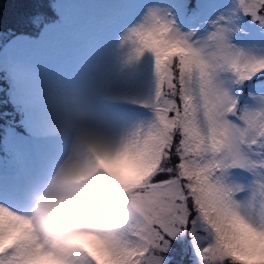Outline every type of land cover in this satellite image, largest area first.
Wrapping results in <instances>:
<instances>
[{
  "label": "snow or ice",
  "instance_id": "6c2138e0",
  "mask_svg": "<svg viewBox=\"0 0 264 264\" xmlns=\"http://www.w3.org/2000/svg\"><path fill=\"white\" fill-rule=\"evenodd\" d=\"M174 10L198 23L184 30ZM185 10L186 0L153 7L129 37L136 56H154L157 88L144 105L154 118L134 139L148 159L132 186L146 224L121 241V264H165L185 234L200 264H232L243 257L223 244L224 221L264 232V48L233 42L244 17L264 30V0H197ZM18 256L5 251L0 264Z\"/></svg>",
  "mask_w": 264,
  "mask_h": 264
},
{
  "label": "rangeland",
  "instance_id": "374dc122",
  "mask_svg": "<svg viewBox=\"0 0 264 264\" xmlns=\"http://www.w3.org/2000/svg\"><path fill=\"white\" fill-rule=\"evenodd\" d=\"M124 1L131 2L128 0H50L49 7L46 5L43 10L41 6L44 4L36 2L34 6H39L38 13L33 15L31 20L25 22V12L19 15L14 13L15 21L23 20V25L0 33V112L4 109L0 131L5 134L2 140L4 155L0 154V174H11L24 187L33 188L35 196L48 182L47 175L41 182L42 180H35L31 172L32 163L40 155L39 150L46 149L50 143L55 147L58 152H55L52 161L53 167L57 170L70 154L73 142V135L69 132H67V139L60 145L54 140L55 135L39 132L46 129L43 121L37 123L44 113L57 120L53 121V124L61 122L57 117L65 118L69 123L73 121L71 115L77 105H82L83 109L88 111H95L96 107L99 112L98 118H93L86 123L110 134H119L154 118L153 111L144 106L146 102L151 101L157 88L154 60L147 64L145 59L141 58L138 67L123 69L125 63L117 62L100 41L90 37L85 55L87 60L80 68L76 66L74 54L79 43L72 37L71 30L76 27L80 32L86 30L85 25L102 23L101 26L95 25L97 32L104 34L103 30L105 32L108 30L111 33L115 30L111 22L120 26L123 22H131L135 18L131 16L123 22L115 19V9L117 6L125 5L122 3ZM152 1L159 6L162 3L169 5L173 3V0ZM221 2H231V0H221ZM196 6L197 0H186L187 15L190 16L196 10ZM10 9L9 6L8 10ZM64 10L72 11V13L66 17ZM173 14L177 15V23L183 26L184 30L198 23V21L186 19L185 14H178L177 10ZM206 27L209 31L211 30V25ZM241 27L243 30L235 35L233 41L235 44L239 47L252 45L264 48V30L255 25L250 16L243 18ZM102 49L104 52L100 51ZM99 52L104 56H100ZM43 61L48 67L40 74L36 68ZM40 68L39 66V70ZM86 71L95 74L94 76L109 91L125 78H131L133 85L149 81L152 83V89L149 94L134 101L114 99L113 103L111 98L108 103L92 101L90 97L85 96L86 89L83 86L84 79L81 74ZM30 76L37 79L32 80ZM6 104L13 105L12 111ZM126 109H131L132 114L122 112ZM8 114L11 116H7ZM5 116H7L6 119L3 118ZM16 116L19 120L14 118ZM18 127L25 129L24 135L17 131ZM16 172L19 174L15 175ZM204 246H207L206 243ZM163 255L165 264H200L192 238L187 234L172 240L171 248Z\"/></svg>",
  "mask_w": 264,
  "mask_h": 264
},
{
  "label": "clouds",
  "instance_id": "9594fccd",
  "mask_svg": "<svg viewBox=\"0 0 264 264\" xmlns=\"http://www.w3.org/2000/svg\"><path fill=\"white\" fill-rule=\"evenodd\" d=\"M85 120L68 123L71 152L31 206L0 205V254L18 251L19 264H121V241L146 224L132 186L147 154L134 142L136 127L109 134ZM221 232L228 250L243 257L232 264H264V232L239 217H228Z\"/></svg>",
  "mask_w": 264,
  "mask_h": 264
},
{
  "label": "bare ground",
  "instance_id": "6f19581e",
  "mask_svg": "<svg viewBox=\"0 0 264 264\" xmlns=\"http://www.w3.org/2000/svg\"><path fill=\"white\" fill-rule=\"evenodd\" d=\"M131 1L127 3L126 1L122 2L125 5L117 6L115 19L118 22L125 21L124 19L129 17H135L131 22H123L122 24L117 25L111 22V26H115V30L111 33L105 32H97V27L95 25H102V23H97L95 25H85L84 28L86 30H81L80 32L75 27L73 28L72 37L76 39L79 43L76 47L75 62L76 66L80 68L82 63L87 60L85 58L86 50L89 47V38L91 37L94 40L100 41L107 48L108 52H110L117 62L125 63L123 69L126 67L135 68L139 66V60L141 58L145 59L147 64L152 63L154 60V56L147 52L143 56H136L135 49L138 46L137 43L134 44L129 37L132 35L133 29L139 27L142 23H144L145 18L149 14V10L153 7L159 6L156 2L152 0H128ZM90 11V10H89ZM89 11L87 12L89 14ZM175 11V10H174ZM64 16L69 15L72 11L64 10ZM74 14V13H73ZM113 24V25H112ZM119 24V23H118ZM93 36V37H92ZM105 36V37H104ZM133 39H136L135 37ZM85 46V50H84ZM247 46V47H251ZM92 46H90L91 48ZM93 48V47H92ZM104 49V48H103ZM100 50L104 52V50ZM99 55L102 56L103 53L99 52ZM104 56V55H103ZM41 68L39 70V66L36 68L41 74L44 72L48 65L46 62H41L38 64ZM130 65V66H129ZM83 75L84 83L83 86L86 89L85 96L90 97L92 101H98L100 103H108L109 98L114 103V99L116 100H124V101H134L138 100L139 97L145 96L149 94L152 89V83L149 81H143L140 84H132L131 78H125L123 82L116 83L115 88L113 90H107L103 86L99 79L95 77V74L84 72ZM32 80H36L30 76ZM99 109V108H98ZM123 113L132 114L131 109H126L122 111ZM49 116L47 113H44ZM41 115L39 120L43 121L46 129L39 131L42 134H51L55 135L56 142L58 145L63 143V140L67 139V125L68 121L65 118L57 117L60 120V123L53 124V121H57L53 116L47 117L46 115ZM73 120H77L80 117H86L84 122H88L93 118H98L99 112L95 107V111H88L85 108L83 109L82 105H77L72 111ZM127 130V129H126ZM125 131V130H124ZM106 132V131H105ZM71 133V132H69ZM109 133V132H108ZM122 133V132H121ZM110 134V133H109ZM120 134V133H119ZM58 149V148H57ZM40 155L31 165V172H33L34 179L43 182V178L47 175L48 181L52 178V176L56 172V167H53V157L55 152H58L55 147L50 143L46 149H40ZM30 170L28 171V173ZM19 173H15L17 175ZM45 179V180H47ZM31 187H24L21 182L16 181L12 177L11 174H0V205L8 206L17 211H25L27 210L35 198L34 192Z\"/></svg>",
  "mask_w": 264,
  "mask_h": 264
},
{
  "label": "trees",
  "instance_id": "16d2710c",
  "mask_svg": "<svg viewBox=\"0 0 264 264\" xmlns=\"http://www.w3.org/2000/svg\"><path fill=\"white\" fill-rule=\"evenodd\" d=\"M39 3L43 6L42 10L45 8V6L47 5V7H49V2L50 0H0V33L2 31H9L11 29H17L19 28L21 25H23V20L22 21H18L16 22V17H14V13H17L19 15V13L21 12H25V22L26 20L29 21L31 20L35 15L38 13L37 7L39 6H34V4ZM43 3V4H42ZM13 5V6H11ZM11 7L10 10H8V7ZM22 15V14H21ZM36 32V31H35ZM38 33V32H36ZM3 82V80H2ZM5 106V105H4ZM3 106V107H4ZM6 106H8V109H10V111H12L13 105L12 104H6ZM4 109H2V111L0 112V124L2 122V115L4 114ZM7 116H11V114H8ZM7 116L3 117L4 119L7 118ZM16 120H19L18 116L14 117ZM17 131L24 135L26 132L24 128L18 127ZM5 138V134H3L0 131V154L4 155V144H2V140Z\"/></svg>",
  "mask_w": 264,
  "mask_h": 264
}]
</instances>
